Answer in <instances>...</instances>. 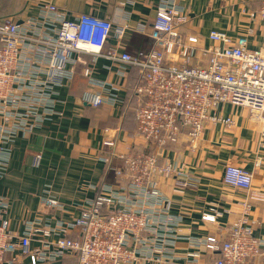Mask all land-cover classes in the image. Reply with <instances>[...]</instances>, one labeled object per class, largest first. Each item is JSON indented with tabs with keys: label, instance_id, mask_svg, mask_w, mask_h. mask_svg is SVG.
<instances>
[{
	"label": "built area",
	"instance_id": "obj_1",
	"mask_svg": "<svg viewBox=\"0 0 264 264\" xmlns=\"http://www.w3.org/2000/svg\"><path fill=\"white\" fill-rule=\"evenodd\" d=\"M181 1L158 0L149 27L113 26L111 20L89 13L68 19L61 8L43 2L33 22L0 18V177L6 173L18 135H30L53 115L62 116L56 108L62 101L55 87L78 80L84 84L79 103L122 105L118 93L122 86L94 74L93 62L99 57L110 61L118 78H126L131 67L138 68L142 81L135 88L138 105L133 113L136 135L147 142L145 151L129 146L122 153L115 152V133L103 130L101 146L114 148V156L122 161L113 170L115 177L127 182L101 187L95 197L73 206L76 214L47 193L41 198L42 208L16 234L9 229V203L0 195V264H65L66 259L75 264H134L148 240L145 234L157 228L170 231L180 221L171 215L156 218L166 203L158 188L159 177L175 175L181 189L194 187L198 180L182 164L166 159L168 141L182 135L189 150L196 152L206 129L234 124V117L222 115L224 105L246 109L264 138V45L249 46L252 28L235 38L213 29L207 34L208 43L201 44L199 34L186 29L189 13ZM258 1L249 17L264 26V0ZM145 30L154 47L126 51L131 31ZM86 55L90 62L85 61ZM79 63L83 65L77 70ZM40 160L34 156L32 165L38 166ZM252 180V171L245 167L226 164L223 168L221 181L226 186L249 191ZM205 203L202 220L213 222L220 211L233 214L228 207ZM242 207L228 240L195 239L194 244L203 245L209 253L218 252L214 264L264 261V236L253 234L251 208L245 200ZM166 237L165 232L156 237L154 252L162 253L160 245H165ZM188 255L193 260L199 253ZM154 259L160 264L167 260L161 254Z\"/></svg>",
	"mask_w": 264,
	"mask_h": 264
},
{
	"label": "crops",
	"instance_id": "obj_2",
	"mask_svg": "<svg viewBox=\"0 0 264 264\" xmlns=\"http://www.w3.org/2000/svg\"><path fill=\"white\" fill-rule=\"evenodd\" d=\"M41 2L55 4L68 19L80 13H89L111 20L113 26L149 27L158 0H0V14L1 17L11 16L20 23L33 22ZM181 4L189 13L186 29L198 33L201 44L208 43L207 34L213 29L223 30L235 38L245 34L247 28H252L248 37L249 46L256 48L264 45L263 24L249 17V11L258 8V0H184ZM113 42V39L109 41L110 44ZM150 42L153 40L148 31H131L124 47L126 51L136 53L150 49L147 46ZM84 58L90 62V56ZM82 65L79 63L77 70ZM93 66L98 79L122 86L118 92L122 105L91 107L79 103L77 99L84 84L78 80L72 81L69 86L55 87L56 97L62 101L56 108L62 111V116L53 115L51 120L45 121L30 135H18L11 145L6 173L0 177V195L9 203L7 218L13 233L19 234L24 221L32 219L42 208L41 198L47 193L65 203L69 212L76 214L78 210L73 206L95 197L101 187L127 182L117 179L113 172L122 166V161L113 154L114 148L101 146L104 129H111L116 135L115 152L122 153L129 146L136 151L147 150V142L136 135L133 113L136 100L130 101L126 91L127 84L134 81L137 72L129 70L128 80L127 77L118 78L110 61L102 57L94 61ZM221 113L234 117V124L206 129L196 152L189 150L182 135L167 142L164 149L166 159L173 164H182L184 171L198 180L194 187L181 189L175 184V175L159 177L158 188L166 203L156 218L163 220L171 215L180 221L177 226H171L170 231L157 228L155 232L145 234L148 240L140 247L134 264H160L154 259L159 254L167 258L165 264H214L218 252L209 253L203 245H195V239L214 236L220 242L228 240L233 222L242 215L244 200L251 208L253 234L264 236V138L260 136L258 126L249 119L246 109L224 105ZM36 155L41 160L38 166H33L32 159ZM105 156L109 158L107 162L103 160ZM226 164L252 171L249 191L222 183ZM206 201L228 207L233 214L220 211L221 215L213 222L202 220L201 212L206 209ZM164 232L167 240L165 245H160L162 253H156L152 250L156 247V237ZM175 234L177 237L173 238ZM195 251L199 256L192 260L188 254ZM71 262L72 259L65 260V264Z\"/></svg>",
	"mask_w": 264,
	"mask_h": 264
},
{
	"label": "trees",
	"instance_id": "obj_3",
	"mask_svg": "<svg viewBox=\"0 0 264 264\" xmlns=\"http://www.w3.org/2000/svg\"><path fill=\"white\" fill-rule=\"evenodd\" d=\"M2 14H0V18H1ZM143 39V37L141 38ZM147 46H150V48H153L154 47V43L153 42H150ZM140 49H147L146 48H140ZM137 51V50H136ZM131 69H135V71L137 72V75H136V78L134 79V81L132 83H128L126 88H127V94H129V100L132 101L133 99L136 100L137 98V95H136V91H135V88L137 85H139L141 83V76H140V72L138 70V68L136 67H131ZM130 69V70H131ZM130 71L128 72V75H129ZM128 75H127V80H128ZM138 105L137 103V100H136V105L134 106V108ZM118 179V178H117ZM71 264H75L74 260H72ZM264 264V261L263 263Z\"/></svg>",
	"mask_w": 264,
	"mask_h": 264
}]
</instances>
